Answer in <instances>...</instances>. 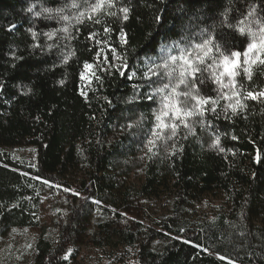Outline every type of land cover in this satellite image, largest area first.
Here are the masks:
<instances>
[{"label": "trees", "instance_id": "16d2710c", "mask_svg": "<svg viewBox=\"0 0 264 264\" xmlns=\"http://www.w3.org/2000/svg\"><path fill=\"white\" fill-rule=\"evenodd\" d=\"M71 2L0 0V238L12 229L34 233L28 264H67L81 246L114 255L133 248L122 253L123 264H264V97H242L246 107L235 115L225 112L224 99L215 112L209 104L191 132L181 126L166 147L148 153L159 104L146 98L152 89L139 67L162 44L199 41L202 29L226 53L243 54L251 37L228 24L252 5L264 23L262 0H117L108 10L117 15L101 13L99 24L76 23L78 9L65 7ZM60 7L70 21L43 12ZM68 25V33L44 35ZM111 55L126 66L123 74ZM260 59L264 52L251 80L243 66L235 77L241 92L264 90ZM85 64L92 88L84 91ZM198 86L202 95H218L210 79ZM142 117L139 127H127ZM12 147L34 148V163L14 159ZM40 185L66 203L48 220L36 210ZM209 196L224 200L221 210L200 208Z\"/></svg>", "mask_w": 264, "mask_h": 264}, {"label": "snow or ice", "instance_id": "6c2138e0", "mask_svg": "<svg viewBox=\"0 0 264 264\" xmlns=\"http://www.w3.org/2000/svg\"><path fill=\"white\" fill-rule=\"evenodd\" d=\"M116 3L117 0H94V2L92 0H72L71 4L65 5V7L78 9L79 15L75 18L76 23L82 24L84 19L87 18L99 24L101 22L97 18L99 14L117 15L116 12L108 11L115 8ZM262 3H264V0H262ZM64 10V7L55 9L44 8L43 12L48 13V19L68 22L72 18L64 15ZM28 11H32V8H29ZM119 11L123 14V20H127L129 8L122 7ZM41 14L40 12L35 13L36 16ZM224 15L225 20L223 23L228 24L227 14L225 13ZM249 17L252 19L249 20ZM157 20L159 21V17H157ZM245 21H248V23L245 24ZM253 23L258 26L256 31H253L251 27ZM70 26L55 29L44 33V35L52 39L57 32L68 33ZM12 27L15 26L13 25ZM228 27L236 28L241 35L247 33L251 37V42L243 52V65L248 66L244 67L243 71L247 78L251 80L252 72L250 68L256 64L259 54L264 52V23L261 22V18L257 17V6L252 5L243 20H240L236 25L228 24ZM104 31L109 32L110 29L105 27ZM206 32V29H202L196 34L201 37L199 41L184 36L171 44H162L159 48L160 55L148 58L150 63L144 73V80L152 91L150 94H146V98L148 100L156 99L159 104V107L153 110L155 123L145 138V147L148 153H154V149H158L161 143L166 147L168 141L173 140L177 136L181 126L191 132L193 130L192 124L196 123L193 118L202 117L205 111L208 110L206 106L209 104L211 105V111L215 112L219 101L224 99L228 101L224 106L225 112L231 109L233 115L237 113L238 109L243 110L246 107L239 98L241 93L235 80V77L240 74L242 67L239 59L242 53L239 51L226 53L222 50L221 45L216 42V38L212 33H207L205 37ZM36 35L37 33L32 32L34 39ZM95 35V33H90L89 38H94ZM123 37L124 33L121 30L122 41ZM36 46L38 47L39 45ZM49 47L52 46L49 45ZM112 51L114 52L115 49ZM249 53L256 57V59H252L251 64L249 63ZM67 61L68 57L66 56L64 62L67 63ZM259 62L264 64V59H260ZM91 67L92 65L85 64L86 69H91ZM205 73H207V76H205ZM225 77H227V82H225ZM206 79H210L217 85V96L212 97L201 94L198 85H203ZM224 89H228V91L224 92ZM249 97L252 99L264 97V90L259 93L249 91L244 98L247 99ZM142 119L143 117L140 121L135 124H129L127 127L129 129L139 127ZM233 138L235 139V137ZM218 144L219 137H216L213 146ZM172 147L175 148V144ZM221 258L223 259V257Z\"/></svg>", "mask_w": 264, "mask_h": 264}, {"label": "rangeland", "instance_id": "374dc122", "mask_svg": "<svg viewBox=\"0 0 264 264\" xmlns=\"http://www.w3.org/2000/svg\"><path fill=\"white\" fill-rule=\"evenodd\" d=\"M111 56L112 67L119 70L120 73H123V71L126 69L124 63L118 61L113 55ZM249 58L250 64L252 59H256V57L253 56L252 53H249ZM239 59L243 67H248L247 65H243V54ZM149 63L150 61L146 62L142 66H139L143 76L145 71L147 70V66ZM91 77V70L86 69V71L82 74V90L85 91L86 89L92 88L90 83ZM129 77L134 80L136 79L137 75L134 71H131L129 72ZM225 82H227V77H225ZM237 88L241 93L239 97L240 99L247 95L246 91L241 92L238 85ZM223 91L227 92L228 89H224ZM7 150L10 152L11 156L14 159L18 160L24 165H31L34 163L35 150L32 147H12L7 148ZM38 195L40 196L41 202L37 205L36 210L37 213L40 214L43 219H51L58 212L64 211L66 209V203L61 197H59L58 192L55 189H50V186L40 185ZM157 204L158 202H153L152 207L156 206ZM223 206L224 200L222 198L216 199L212 196H209L201 202L200 208L202 210H205V212L207 213H211L217 210H221ZM151 216L153 217V215ZM147 224L150 225L149 222ZM153 227L157 226L154 225ZM34 240L35 234L32 232L21 229L10 230L6 236L0 238V264H28L30 261V254L34 244ZM132 252L133 248H126L125 250L123 249L119 253L114 255L111 254L108 250L94 249L86 246H81L77 249L76 252H74L75 254L73 257L70 256L73 253L71 251L67 254L66 257L67 264H123L122 257L124 255L122 253L125 254V258L126 256H130Z\"/></svg>", "mask_w": 264, "mask_h": 264}]
</instances>
